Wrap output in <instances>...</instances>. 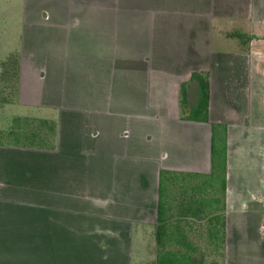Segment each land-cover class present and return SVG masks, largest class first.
<instances>
[{"label":"crops","instance_id":"obj_1","mask_svg":"<svg viewBox=\"0 0 264 264\" xmlns=\"http://www.w3.org/2000/svg\"><path fill=\"white\" fill-rule=\"evenodd\" d=\"M19 21L0 264H264V0H0Z\"/></svg>","mask_w":264,"mask_h":264},{"label":"rangeland","instance_id":"obj_2","mask_svg":"<svg viewBox=\"0 0 264 264\" xmlns=\"http://www.w3.org/2000/svg\"><path fill=\"white\" fill-rule=\"evenodd\" d=\"M98 4L100 1H96ZM41 3V2H40ZM38 6V5H37ZM21 1L18 2L16 5V9L21 12ZM20 21L16 25V28H11L10 31L2 30L0 34V55L4 57V54H6L12 47H15L16 42L19 43L17 49L18 52L20 51V46H23V28H20ZM14 57V55H13ZM12 74L10 75V72L2 71L0 73V91L2 92V96L4 98L7 93L12 89L14 79H10ZM192 90V89H191ZM191 101L188 103V110H186L188 115L191 116H197L198 112L201 111L202 108H204V105L207 101L206 97H204L202 94L199 95H192L190 96ZM8 106L4 108V112L7 113ZM2 121H5V116H2ZM219 130L214 129V144H215V150L216 152L220 149V142H219ZM218 154V153H217Z\"/></svg>","mask_w":264,"mask_h":264},{"label":"trees","instance_id":"obj_3","mask_svg":"<svg viewBox=\"0 0 264 264\" xmlns=\"http://www.w3.org/2000/svg\"><path fill=\"white\" fill-rule=\"evenodd\" d=\"M191 80L196 81L199 86H200V94H202L204 97H206L207 101H208V86H207V80L205 77H203L201 74L199 73H193L191 75ZM207 101L204 105V108H202L201 110H205L207 107ZM215 150V144L213 142V151Z\"/></svg>","mask_w":264,"mask_h":264}]
</instances>
